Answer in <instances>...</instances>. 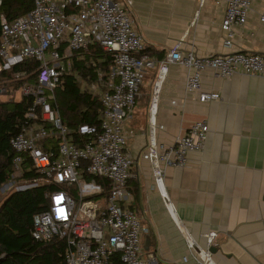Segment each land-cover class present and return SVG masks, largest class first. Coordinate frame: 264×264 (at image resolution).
Instances as JSON below:
<instances>
[{
  "label": "built area",
  "instance_id": "1",
  "mask_svg": "<svg viewBox=\"0 0 264 264\" xmlns=\"http://www.w3.org/2000/svg\"><path fill=\"white\" fill-rule=\"evenodd\" d=\"M253 2L228 0L221 24L228 46L235 29L246 25ZM2 3L0 0V6ZM131 6V1L120 0H34L28 14L2 25L0 72L29 59L40 64L34 82L25 81L16 90L0 87V100L30 97L33 105L26 118H36L40 113L42 120L54 127H25L10 145L16 154L15 169H20L23 159L29 157L49 183L66 188L52 193L49 208L35 215L32 236L43 242L66 240L67 264H151L143 255V237L150 230L127 205L134 158L128 150L129 133L125 127L133 118L148 70L158 66L150 103L149 142L143 159L151 163L155 188L173 216L176 210L166 190L165 168L185 167L187 154L204 148L209 127L197 122L172 147L158 143L157 107L169 64L177 63L188 70L187 90L196 93L202 103L221 99L217 92L201 91V74L205 70H212L215 78L223 80L238 72L264 77V54L237 52L200 57L194 52L184 53L178 45L160 62L149 55H138L145 46L131 17ZM93 43L114 56L107 78L98 71L97 83L90 86L103 104V119L100 126H80V140L73 142L67 138V129L52 101L63 83L67 61ZM25 75L19 72L16 78ZM53 134L60 140L56 152L42 149L40 144ZM184 237L197 263L217 264L212 253L216 232L203 235L206 247L186 231Z\"/></svg>",
  "mask_w": 264,
  "mask_h": 264
},
{
  "label": "crops",
  "instance_id": "2",
  "mask_svg": "<svg viewBox=\"0 0 264 264\" xmlns=\"http://www.w3.org/2000/svg\"><path fill=\"white\" fill-rule=\"evenodd\" d=\"M120 1H131L135 28L159 62L178 45L200 57L264 54V0H254L230 46L221 28L228 0ZM157 74L158 66L147 71L133 118L125 123L134 158L127 205L150 230L148 250V235L143 237L144 258L151 264H199L184 231L202 247L203 235L216 232L212 253L217 264H264V77L238 72L223 80L205 70L201 91L217 92L221 100L202 103L187 90L188 70L169 64L157 107L158 143L172 147L197 122L209 127L204 148L188 153L185 167L165 168L173 216L155 188L151 163L143 159Z\"/></svg>",
  "mask_w": 264,
  "mask_h": 264
},
{
  "label": "trees",
  "instance_id": "3",
  "mask_svg": "<svg viewBox=\"0 0 264 264\" xmlns=\"http://www.w3.org/2000/svg\"><path fill=\"white\" fill-rule=\"evenodd\" d=\"M0 6V35L4 21L12 22L28 14L34 7V0H2ZM1 41V36H0ZM138 55L154 56L149 49ZM164 53H159V59ZM114 62L113 53L104 51L98 44H91L87 49L74 53L67 61V70L62 85L55 91L52 106L58 111L63 126L67 129V138L78 142L79 127L82 125L100 126L104 107L98 93L90 86L98 81V71L107 78ZM39 63L29 59L10 69L0 72V87L7 90L18 89L25 81L34 82ZM19 72H25L22 79H17ZM33 99L23 97L20 100H0V264H67V242L54 238L51 241H38L32 236L34 217L46 211L50 206L51 194L65 186L49 183L39 173L29 157L23 159L20 169H15V153L11 148V139L25 127L46 128L52 130L51 123L43 121L41 114L36 118H26ZM53 134L40 144L44 150H53L59 142ZM15 179L20 185L37 186L17 191L10 188L1 193L4 185ZM132 208V207H131Z\"/></svg>",
  "mask_w": 264,
  "mask_h": 264
},
{
  "label": "rangeland",
  "instance_id": "4",
  "mask_svg": "<svg viewBox=\"0 0 264 264\" xmlns=\"http://www.w3.org/2000/svg\"><path fill=\"white\" fill-rule=\"evenodd\" d=\"M13 187H15V190H17V191H21V190H25V189L30 188L28 184L20 185L19 183H17V181L15 182V179L13 177V180L10 183L3 186V188L1 189V193L5 194L10 188H13Z\"/></svg>",
  "mask_w": 264,
  "mask_h": 264
},
{
  "label": "water",
  "instance_id": "5",
  "mask_svg": "<svg viewBox=\"0 0 264 264\" xmlns=\"http://www.w3.org/2000/svg\"><path fill=\"white\" fill-rule=\"evenodd\" d=\"M150 244V236L148 235L147 236V239H146V250H148V246ZM213 253L215 252V249H212Z\"/></svg>",
  "mask_w": 264,
  "mask_h": 264
},
{
  "label": "bare ground",
  "instance_id": "6",
  "mask_svg": "<svg viewBox=\"0 0 264 264\" xmlns=\"http://www.w3.org/2000/svg\"><path fill=\"white\" fill-rule=\"evenodd\" d=\"M209 94H211L210 92H208ZM221 100V99H220ZM220 100H212V101H209L208 103L210 102H214V101H220ZM207 141V140H206ZM206 143V142H205ZM205 146V145H204Z\"/></svg>",
  "mask_w": 264,
  "mask_h": 264
}]
</instances>
